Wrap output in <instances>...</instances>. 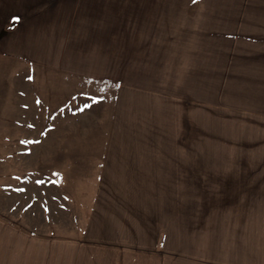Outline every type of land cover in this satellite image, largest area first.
<instances>
[{
  "label": "rangeland",
  "instance_id": "1",
  "mask_svg": "<svg viewBox=\"0 0 264 264\" xmlns=\"http://www.w3.org/2000/svg\"><path fill=\"white\" fill-rule=\"evenodd\" d=\"M248 4L246 12L243 0L189 3L185 12H198V17L187 15L184 37H172L179 48L170 57L160 52L162 57L153 58L155 72L137 67L130 73H103L114 88H88L78 78L53 103L51 83L45 82V105L39 107L44 111L35 115L30 98L31 114L21 118V108L14 107L12 122L1 120L8 106L0 100V132L8 124L22 136H34L44 126L38 139L0 136V264L35 263L37 238L45 236L35 233L36 226L73 224L67 211L76 212L79 203L70 201L89 199L100 179L133 173L120 154L104 159L111 145L153 149V154L131 155L140 167H156L157 184L140 188L154 195L158 214L168 211L171 233L157 232V237L162 245L164 237L172 241L158 252L172 256V264H264L262 122L259 113L244 112V97H237L244 89V73L235 67L241 59L230 62L244 57V37H264L262 6L255 0ZM105 32L113 31L103 27ZM115 53L120 65L133 59V51ZM40 76L43 81L51 77ZM35 91L41 95L40 85ZM58 106L60 120L48 121ZM36 140L37 145L32 143ZM28 141L34 147L22 155ZM8 172L23 175L24 181L12 186L10 195ZM40 177L44 184L36 183ZM102 188L111 194L123 187Z\"/></svg>",
  "mask_w": 264,
  "mask_h": 264
},
{
  "label": "crops",
  "instance_id": "2",
  "mask_svg": "<svg viewBox=\"0 0 264 264\" xmlns=\"http://www.w3.org/2000/svg\"><path fill=\"white\" fill-rule=\"evenodd\" d=\"M202 1L205 0H0V90H3L0 100L8 106L1 120L14 121V107L17 106L21 108V118L31 114L30 98L32 101L29 102L37 107L34 114H41L44 109L39 107L45 105L43 94L47 86L52 90L50 96L55 103V99L61 96V90L68 89V84L73 88L78 78L79 82L85 80L88 88L97 84L114 88L115 82L102 76L103 73H130L129 70L137 67L155 72L156 61L153 58L162 57L160 52L169 53L170 57L173 50L179 48L173 45L172 37H184V18L187 15L198 17L195 15L198 12H185L189 8L187 5L193 2V6H200ZM225 1L228 0H216V3ZM243 1L247 12L250 0ZM255 1L261 4V11H264V0ZM179 10L185 13L174 14ZM192 26H195L194 22ZM103 27L113 32L103 33ZM174 29L178 33L174 34ZM244 39V44L240 46L245 51L244 57H231L230 61L241 59L235 67H242L239 72L244 73V89L237 97H244L245 113L260 114L261 136L264 137V37ZM125 41H128L127 45ZM116 50L133 51L130 55L133 59L120 65ZM132 72L139 73L136 69ZM40 74L51 77L43 81ZM45 82L51 84L44 86ZM117 83L119 87L121 83ZM39 85L41 95L35 91ZM60 109L58 106L52 114L49 113L53 117H49L48 121L60 120ZM11 127L6 124L0 136L4 133L5 138L38 139L44 134V126L32 134L34 136H22L24 132L17 133L19 130ZM32 143L37 145L39 140ZM23 145L25 148L21 154L29 155V147L34 146L30 145V141ZM12 147L4 145L5 149ZM144 152L153 154V149L146 151V148L138 150L137 147L128 149L111 145L104 151L108 155H104L105 160L115 154L122 155L123 163L131 165L133 173L100 179V185L87 197L89 199L70 201L72 204L79 203L76 212L72 209L67 211L73 224L36 226V230L33 229L35 233L45 236H38L35 263L29 264H172V256L158 252L167 250V243L172 241L164 237L162 245L157 237V232L171 233L172 222L166 218L168 211L165 209L163 214H158L153 204L154 195L150 190L140 188L157 184V177L152 172L156 167L151 166L154 164L143 163L140 167L136 165V157L132 156ZM126 153L130 155L126 156ZM261 164L264 171V163ZM9 168L13 169H6ZM139 170L143 173L138 176ZM4 176L9 180L8 195L13 194L12 186L24 182L21 174L8 172ZM41 178L44 177L36 179L37 184H44ZM104 185L123 188L118 193L114 190L107 194L103 192L104 188L101 189ZM114 202L121 204L118 206ZM48 214L50 212L46 213V219L50 217H47ZM162 227L165 229L162 230Z\"/></svg>",
  "mask_w": 264,
  "mask_h": 264
}]
</instances>
